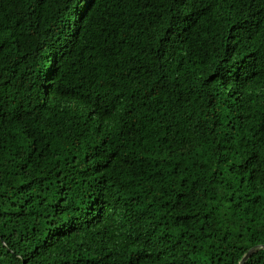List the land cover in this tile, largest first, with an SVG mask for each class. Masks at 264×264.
Wrapping results in <instances>:
<instances>
[{
  "label": "trees",
  "instance_id": "1",
  "mask_svg": "<svg viewBox=\"0 0 264 264\" xmlns=\"http://www.w3.org/2000/svg\"><path fill=\"white\" fill-rule=\"evenodd\" d=\"M264 264V0H0V264Z\"/></svg>",
  "mask_w": 264,
  "mask_h": 264
},
{
  "label": "water",
  "instance_id": "2",
  "mask_svg": "<svg viewBox=\"0 0 264 264\" xmlns=\"http://www.w3.org/2000/svg\"><path fill=\"white\" fill-rule=\"evenodd\" d=\"M262 247H258V248H254V249H251L244 257L243 259L241 260L240 264H245L249 258L258 251V249H261Z\"/></svg>",
  "mask_w": 264,
  "mask_h": 264
}]
</instances>
